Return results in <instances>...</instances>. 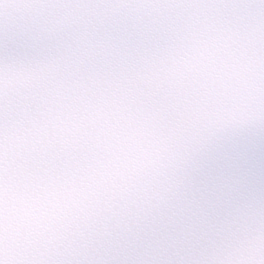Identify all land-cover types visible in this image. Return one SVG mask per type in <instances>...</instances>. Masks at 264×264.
I'll return each instance as SVG.
<instances>
[{"label": "snow or ice", "instance_id": "snow-or-ice-1", "mask_svg": "<svg viewBox=\"0 0 264 264\" xmlns=\"http://www.w3.org/2000/svg\"><path fill=\"white\" fill-rule=\"evenodd\" d=\"M0 264H264V0H0Z\"/></svg>", "mask_w": 264, "mask_h": 264}]
</instances>
